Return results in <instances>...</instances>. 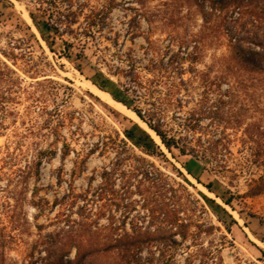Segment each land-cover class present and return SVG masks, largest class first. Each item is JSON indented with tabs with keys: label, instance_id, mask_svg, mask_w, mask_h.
Segmentation results:
<instances>
[{
	"label": "rangeland",
	"instance_id": "rangeland-1",
	"mask_svg": "<svg viewBox=\"0 0 264 264\" xmlns=\"http://www.w3.org/2000/svg\"><path fill=\"white\" fill-rule=\"evenodd\" d=\"M212 1L0 0V264H264V223L250 216L264 217V193L247 194L264 161L249 162L242 132L264 130V82L225 62L262 52L264 28ZM227 89L222 111L243 107L241 130L202 113ZM203 130H225L229 151L205 160Z\"/></svg>",
	"mask_w": 264,
	"mask_h": 264
},
{
	"label": "trees",
	"instance_id": "trees-1",
	"mask_svg": "<svg viewBox=\"0 0 264 264\" xmlns=\"http://www.w3.org/2000/svg\"><path fill=\"white\" fill-rule=\"evenodd\" d=\"M189 2L194 1L196 4L200 5L201 2L199 0H188ZM203 1V0H200ZM263 5V7H260ZM229 7H234L235 9H239L238 12H236L239 16L234 19L235 22H238L242 20L244 16H249L253 18V21L258 22L263 28H264V0H214L212 1V10L218 11L223 10ZM236 25H233L231 29L228 31L231 32L235 29ZM50 29V28H49ZM43 37H46L45 35ZM47 38H45L46 40ZM70 47L73 45L70 43L68 44ZM264 49V46H263ZM67 57L68 56V53ZM257 56V58H255ZM225 62H232L230 65L232 69L235 71L243 72V73H249V75H257L259 76L260 82H264V50L262 52L260 51H252L249 54H241L240 52H236L233 56L227 58ZM230 69V70H232ZM257 80V79H256ZM230 89V88H229ZM224 95L228 98L227 100L224 98ZM235 99V93L228 91V89L221 94V98L218 100L216 104H212L210 106V109H204L202 110V113H207L209 115L213 116V120L216 122V125L219 127L223 125L224 129L231 128L233 130H241L242 125L244 121H242V118L244 116V108L236 106H231L229 111L224 112L222 111L224 106L226 104H233V101ZM153 106L155 107V115H158L159 108L156 106L155 103H153ZM135 112L150 126L151 129L157 132V134L160 136L163 143L168 147H176L180 149V151L185 154L186 148L185 146H180V141L175 138L174 136H169L165 130L161 128L160 122L156 123L154 120L147 118L144 114H142L141 110H135ZM196 114L193 113L190 115V117L187 118L184 125L189 128V131L196 132L197 126L199 124V118H196ZM244 133V136L246 139V142L250 143L251 147V159H249V162L252 164H261L264 161V130L261 129V127L256 123H249L247 124L246 128L242 131ZM201 133V132H199ZM208 136L211 133L209 130H203V135ZM212 137H208L205 141L203 140V137L193 136V140H195V144L201 149V153L203 154V158L205 160H208V157L213 158V160H217L218 155L222 154L223 150L229 151V148L227 147V137L225 130H222L219 132V137H216L218 134H212ZM192 142V141H191ZM196 149V148H195ZM157 150V147L155 148ZM194 176V175H193ZM199 182L204 184L200 178L194 176ZM250 190L247 192L250 196H255L264 193V175L259 176L258 178H251L250 179ZM210 191L212 190L211 183L204 184ZM233 196L231 195L230 198L226 199L224 202L225 204L230 205L233 208L232 202H233ZM225 209V208H224ZM226 213L228 216L231 217V220L227 223L226 220L221 219V221L225 225H232L236 224L237 220L233 218L231 214H229L227 211ZM250 216L253 218H258L261 223H264V217L260 216L258 214H255L253 212L250 213ZM91 236V234H89ZM114 234H109L106 236V240H109L110 242L117 243L118 241H122L123 239L119 238L118 236L115 238L113 236ZM90 240V238L88 239ZM75 247L77 249L76 258L80 259L82 256V248L79 242H76V244H71V247ZM70 250V249H68ZM260 250L264 253V250L260 248ZM66 264H69V261H66Z\"/></svg>",
	"mask_w": 264,
	"mask_h": 264
},
{
	"label": "bare ground",
	"instance_id": "bare-ground-1",
	"mask_svg": "<svg viewBox=\"0 0 264 264\" xmlns=\"http://www.w3.org/2000/svg\"><path fill=\"white\" fill-rule=\"evenodd\" d=\"M86 80H87V79H86ZM86 84H87V86H89V88H90V90H91L92 92H94V93H96L97 95H99V96H101V97L107 99V100H108L110 103H112L113 105L115 104L116 106H119V107L123 106V104H121L120 102H118L117 100H115V99L112 97V95H111L110 93H108V92H106V91L100 89L99 87H97L95 84H93V83L90 82L89 80L86 81ZM121 108H122L121 110H123L125 113H127V114H129L130 116H132L133 118L137 119V121L141 122V123H142L144 126H146L149 130H151L152 132H154V134H155V136H156V138H157L158 143L162 141L161 138H160V136L157 134V132L154 131L153 129H151L150 126L147 125V124L145 123V121H143V119H142L137 113H135V112H133V111H130L129 109H126L127 107H126V108L121 107ZM149 133L152 134L151 132H149ZM152 135H153V134H152ZM159 144L164 146L163 141H162V143H159ZM197 181H198V180H197ZM200 183H201V182H200ZM223 205L227 208L226 205H228V204L223 203ZM228 206H229V205H228ZM227 209H229V208H227ZM231 210H233V209H231ZM231 212H232V211H231Z\"/></svg>",
	"mask_w": 264,
	"mask_h": 264
}]
</instances>
